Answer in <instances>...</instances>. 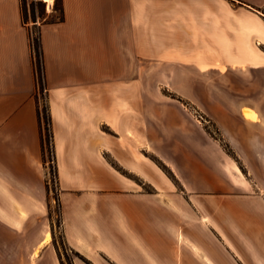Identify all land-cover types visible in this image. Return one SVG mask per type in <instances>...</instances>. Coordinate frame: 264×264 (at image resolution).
I'll return each mask as SVG.
<instances>
[{
	"label": "crops",
	"instance_id": "1",
	"mask_svg": "<svg viewBox=\"0 0 264 264\" xmlns=\"http://www.w3.org/2000/svg\"><path fill=\"white\" fill-rule=\"evenodd\" d=\"M62 1L64 22L41 28L56 144L60 136H80L78 146L66 142L85 151L83 137L95 136L98 144L105 126L114 135L118 169L131 175L102 160L81 164L91 176L62 197L64 238L81 256L74 264H264V52L258 51L264 46V0H237L244 13L236 17L239 31L216 39L218 53L242 57L237 72L232 64L225 69L255 88L250 96L206 98L213 105L205 114L220 139L181 101L163 99L171 107L158 109L159 136L174 137V154L168 158L160 149L156 155L175 181L149 159L150 98L135 95V88L150 86L152 66L181 60L175 53L168 63L162 42L172 37L167 1ZM247 72L251 80L241 77ZM37 90L22 2L0 0L2 232L13 230L8 226L22 207L10 185H25L27 198L38 197Z\"/></svg>",
	"mask_w": 264,
	"mask_h": 264
},
{
	"label": "rangeland",
	"instance_id": "2",
	"mask_svg": "<svg viewBox=\"0 0 264 264\" xmlns=\"http://www.w3.org/2000/svg\"><path fill=\"white\" fill-rule=\"evenodd\" d=\"M166 1L167 30L172 33V37L162 41L166 43L167 62H173L171 59H174L175 53H182V57L178 63L152 66L150 86L135 88V95L150 98L152 113L149 119L151 125L149 159L173 181L167 173L169 171L162 169L166 166L156 155L160 149L168 158L173 157L174 154L171 151L174 137L163 135L161 138L158 133L160 128L158 109L171 107V102H165L168 100L163 99L181 101L200 126H203L208 133H212L214 138L220 139L216 127L205 114L206 107L213 105L207 104L206 98L208 96H250L254 94L255 88L253 85L250 87L245 82H241L237 76L230 73L231 71L225 69L227 64H232L234 66L232 72H237L235 67H238L242 57L221 55L216 50L217 38H222L226 31L230 33L239 31L236 17L243 16L244 13L240 12L242 6L237 0ZM43 2L46 4L47 17L55 16L54 10L47 9V5L51 4L46 0ZM33 5L37 21H40L37 2L24 0L25 19L31 29H33L31 17ZM54 6L55 0L53 9ZM259 23H261L260 19H258ZM174 35L177 36L176 39ZM258 51L264 52V46L258 45ZM213 69L215 71H212ZM241 77L251 80L248 72L243 73ZM47 101V93L44 91L39 96L42 113L43 108H47ZM191 101L196 102L195 105L191 104ZM170 117L174 118V116ZM45 128L42 115L38 197L27 198L25 185H10L13 187L10 188L11 190L16 188L17 201L22 207L20 213L13 217L17 219L14 225L8 226L13 230L0 231V264H74V261L79 260L81 256L66 244L59 201L63 205L62 197L65 192L72 191L71 187L79 190L85 186V184L79 185V181L82 177L91 176V173H89V167L80 168L82 165H96L102 160L103 165L123 174L111 154L114 135L105 126L102 137L99 136L101 140L98 144L95 136L83 137L88 146L82 152H79L75 146H78L80 136H60L59 144H56L54 134V148L51 147L47 141ZM69 139L75 144L72 149L70 142H66ZM227 151L231 154L228 149ZM151 179H155L153 171ZM150 190L153 189L150 188ZM15 227L20 230H14Z\"/></svg>",
	"mask_w": 264,
	"mask_h": 264
},
{
	"label": "trees",
	"instance_id": "3",
	"mask_svg": "<svg viewBox=\"0 0 264 264\" xmlns=\"http://www.w3.org/2000/svg\"><path fill=\"white\" fill-rule=\"evenodd\" d=\"M21 2H22V12H23L24 24L28 26V29L30 32L32 54L34 58V66H35L36 78H37L38 89H39L37 90V95H36V101L38 103V118H39V122L41 125L42 115H43V121L46 127L45 129L47 130V141L51 144V147L53 146L54 148L53 119H52L50 109L48 106V101H47V108H43V113L40 109V103H39V96L42 95L44 91H46L45 69H44V63H43V51H42V44H41V28L44 25L58 24V23L64 22L65 15H64L63 1L55 0V6L53 10L56 15L52 16L51 18H48L47 13H46V4L43 2V0H33V2H37V6L39 7L38 12H39V18H40V21H37L35 6L33 5L31 8L33 29L29 27L25 19L24 0H21ZM162 169L166 171V168L162 167ZM167 173L169 174L170 178L173 181H175L174 175L170 172H167ZM123 174L131 178L130 174L126 172H123ZM59 207L61 211L62 204L60 201H59Z\"/></svg>",
	"mask_w": 264,
	"mask_h": 264
},
{
	"label": "bare ground",
	"instance_id": "4",
	"mask_svg": "<svg viewBox=\"0 0 264 264\" xmlns=\"http://www.w3.org/2000/svg\"><path fill=\"white\" fill-rule=\"evenodd\" d=\"M46 1H48L50 4H53V2H54V0H46ZM243 114H244V116H246L249 119H254V115L252 114L251 111L244 110Z\"/></svg>",
	"mask_w": 264,
	"mask_h": 264
},
{
	"label": "built area",
	"instance_id": "5",
	"mask_svg": "<svg viewBox=\"0 0 264 264\" xmlns=\"http://www.w3.org/2000/svg\"><path fill=\"white\" fill-rule=\"evenodd\" d=\"M47 4H48V3H47ZM47 9H48V10H50V9L53 10V4H51V5L48 4V5H47Z\"/></svg>",
	"mask_w": 264,
	"mask_h": 264
}]
</instances>
